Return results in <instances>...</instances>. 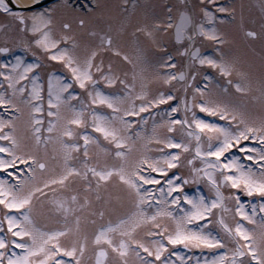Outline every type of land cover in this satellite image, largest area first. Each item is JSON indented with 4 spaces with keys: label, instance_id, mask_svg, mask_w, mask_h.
<instances>
[{
    "label": "snow or ice",
    "instance_id": "1",
    "mask_svg": "<svg viewBox=\"0 0 264 264\" xmlns=\"http://www.w3.org/2000/svg\"><path fill=\"white\" fill-rule=\"evenodd\" d=\"M209 4L235 18L208 0L185 4L176 18L169 6L166 20L135 29L166 47L155 33L172 28L189 57L182 70L158 74L170 91L150 94L144 84L137 90L147 77L122 50L123 25L101 27L103 0H0V53L13 57L0 63V264H193L175 246L217 250L195 264H264V110L196 86L190 71L210 65L237 92L252 90L235 59L194 47L198 36L225 43L215 25L225 18ZM106 53L131 70L105 64ZM164 56L157 67L175 69ZM117 82L122 88L104 87ZM260 84L264 109V75ZM45 205L54 226L39 219Z\"/></svg>",
    "mask_w": 264,
    "mask_h": 264
},
{
    "label": "rangeland",
    "instance_id": "2",
    "mask_svg": "<svg viewBox=\"0 0 264 264\" xmlns=\"http://www.w3.org/2000/svg\"><path fill=\"white\" fill-rule=\"evenodd\" d=\"M172 1L173 0H103L105 6V16L102 19L101 27L107 28L108 25H111L115 30L123 25L124 30L120 33L122 50L137 62V69L141 67L145 69L144 75L147 77V79H137V90H139L141 84H144L150 90V94H155L157 91H170L171 85L165 84L162 77H160L158 74L182 70L188 64L189 57L184 55L182 52H178V49L181 47V45L174 41L172 28H169L167 32L155 33L158 40L166 45V47H157L156 43L153 42V40L149 38L144 32L135 31V29L140 25L145 23L151 24L155 19L166 20L167 15H169V13H167V8L169 6H173ZM56 3H54L52 6H54ZM149 3H151V6ZM186 3L189 6L207 4L208 0H186ZM215 3L235 9V18L233 19L232 14L220 13L218 9H212L211 4L208 5L211 10L217 13L218 16L225 18L223 22L219 20L215 22L218 30L224 33L222 38L225 40V43L217 44L216 42L208 40L202 36L201 38L196 37L194 47L204 46L202 54L216 58L220 57V53L217 51V49H221L227 57L235 59L238 67L242 71L250 74L249 79L251 81L252 90L249 93L237 92L233 85H229L227 83L229 78L223 76L217 71V69L210 65L196 64L192 66L190 71L196 73V86L203 87L206 90L211 88L216 96L222 99L227 97L234 101H238L239 103L246 106L249 111L259 115L261 111L264 110L262 109L261 101L259 99L261 95L260 80L262 75H264V33H262L261 29V20L264 19V13L259 14L260 10H256V8L254 11H252V0H215ZM144 5H147V8ZM149 7H151V9L148 10ZM242 24L244 27L251 28L252 30L261 34L257 36L258 38L256 40H250L246 36L244 27H241ZM205 26L211 27L212 24L206 23ZM187 43L188 42H185L186 46ZM165 52L171 53L173 60L177 62L175 69L157 67L159 62L166 60V57L164 56ZM109 60H111L115 70L130 71L132 68L131 64L122 60V57H117L114 54L106 53L105 64H107ZM52 63L58 64V62ZM56 71L60 75H68L67 72L60 67H57ZM208 77H211V79H208ZM129 79H131V75H129ZM231 79L235 81L240 79V77L234 73ZM100 83L103 84L102 81ZM172 83L175 84L176 82L173 81ZM104 87L109 90L122 88L119 82H117L116 85H104ZM225 87L228 89L227 94L223 93L222 91V89ZM183 91L184 90L181 87H177L175 89L178 98L183 96ZM191 92L192 87L189 88V98L191 96ZM178 102L179 99L175 101H168L167 103L175 104ZM158 107L163 110L167 107V105L161 104ZM0 111H2V108H0ZM105 111L110 110L105 109ZM149 111L155 112V109H149ZM197 113L205 119H211L215 122L223 123V121H221L218 117H211L208 113H201L198 109ZM141 115H145V113H141ZM154 118L157 120L161 119L159 116ZM151 123L152 121L149 120L148 131H151ZM89 131L93 130L89 129ZM3 174L2 170H0V175ZM195 187L196 185H188L187 189H195ZM201 190L206 193L208 192L206 186L202 187ZM112 193L113 196L117 195L118 189L113 188ZM48 195H51V193ZM46 209L47 205L44 206V210L41 212L39 219L42 223H47L49 226H54L52 223V216H50ZM237 219L242 218L237 216ZM245 223L247 224L246 221ZM251 226L255 227V225ZM175 247H179L180 251L192 256L193 264H195L196 257H200L201 259L204 257L211 258L212 255L218 254L217 250L215 249L201 250L184 249L181 246Z\"/></svg>",
    "mask_w": 264,
    "mask_h": 264
},
{
    "label": "flooded vegetation",
    "instance_id": "3",
    "mask_svg": "<svg viewBox=\"0 0 264 264\" xmlns=\"http://www.w3.org/2000/svg\"><path fill=\"white\" fill-rule=\"evenodd\" d=\"M252 2H253V4H252L253 10H252V11H254L255 8H256V10H257V9L260 10L259 14L264 13V0H252ZM151 3H152V2H151ZM151 3H149L150 6H151ZM152 4H153V3H152ZM172 4H173L172 15H173L174 18H176V17L178 16L177 9H182V8L184 7V5L187 4V3H186V0H173V1H172ZM51 6H52V5H51ZM144 6L147 8V5H144ZM144 6H142V7H144ZM146 8H145V9H146ZM149 9H151V7H149L148 10H149ZM255 12H256V11H255ZM143 13H144V11H143ZM143 13H142V15H143ZM261 23H264V19L261 20ZM246 36H247L250 40H256V39L258 38V37H250V36H248V35H246ZM198 37L201 38L202 36H198ZM246 40H247V39H246ZM196 48H199L200 51H201V53H202L204 46L196 47ZM16 54H22V51H17ZM5 60H7L8 62H12V61H13V57H11V56H6V54H2V53H0V63H3ZM196 83H197V78H196V73H195V80L193 81V84L196 85ZM191 87H192V86L189 85V88H191Z\"/></svg>",
    "mask_w": 264,
    "mask_h": 264
},
{
    "label": "water",
    "instance_id": "4",
    "mask_svg": "<svg viewBox=\"0 0 264 264\" xmlns=\"http://www.w3.org/2000/svg\"><path fill=\"white\" fill-rule=\"evenodd\" d=\"M57 0H41V3L43 6H48L49 4H52L53 2H55Z\"/></svg>",
    "mask_w": 264,
    "mask_h": 264
},
{
    "label": "bare ground",
    "instance_id": "5",
    "mask_svg": "<svg viewBox=\"0 0 264 264\" xmlns=\"http://www.w3.org/2000/svg\"><path fill=\"white\" fill-rule=\"evenodd\" d=\"M23 2L31 3V0H23Z\"/></svg>",
    "mask_w": 264,
    "mask_h": 264
}]
</instances>
